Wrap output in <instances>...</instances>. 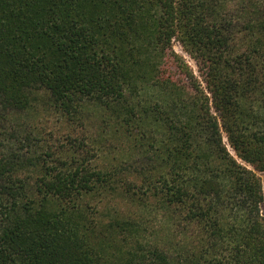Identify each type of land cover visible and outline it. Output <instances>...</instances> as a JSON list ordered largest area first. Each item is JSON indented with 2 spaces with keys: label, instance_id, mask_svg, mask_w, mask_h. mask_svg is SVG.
<instances>
[{
  "label": "trees",
  "instance_id": "obj_1",
  "mask_svg": "<svg viewBox=\"0 0 264 264\" xmlns=\"http://www.w3.org/2000/svg\"><path fill=\"white\" fill-rule=\"evenodd\" d=\"M0 129V264H264V0H0Z\"/></svg>",
  "mask_w": 264,
  "mask_h": 264
},
{
  "label": "rangeland",
  "instance_id": "obj_2",
  "mask_svg": "<svg viewBox=\"0 0 264 264\" xmlns=\"http://www.w3.org/2000/svg\"><path fill=\"white\" fill-rule=\"evenodd\" d=\"M173 50L176 54L183 57L185 62L191 67L194 74L197 76V67L195 62L186 55L183 50L181 49V46L177 41L172 42ZM37 112L30 113L29 119L31 121V124L36 126V132L41 137V139L46 142V144H49L51 152L54 153L55 156H57L58 153H60L62 150H65L69 147H72L69 140H67V137L73 138V139H81L84 137L79 131H76L77 128L74 130L73 128H70V125L66 122H63V119L60 117L59 114H56L51 111L44 112L43 110H40ZM97 129L93 128L92 131H90V134L92 137H95L94 140H96V133ZM3 130L0 129V150L2 149V136H3ZM105 139V140H104ZM102 139L103 145L100 144V149L102 151H110L112 147L117 146L118 140L115 138V136L108 135L106 138ZM224 142L226 140L224 139ZM77 144V143H76ZM39 151L47 150L49 152V149L46 148L45 144L42 142L40 143ZM119 146V145H118ZM258 176L260 177L262 189H263V196H264V173H258ZM122 199L119 195H114V198H112L110 201L104 203L101 205V211H113L114 208L118 206H123ZM94 202V201H93ZM92 202V203H93ZM261 205V213L264 216V200ZM124 207V206H123ZM149 231L154 232L158 231V229L162 226V220L159 215H151L149 218V224H148Z\"/></svg>",
  "mask_w": 264,
  "mask_h": 264
}]
</instances>
